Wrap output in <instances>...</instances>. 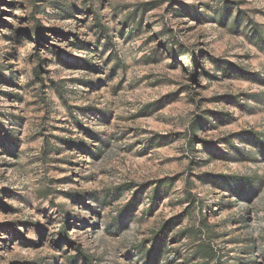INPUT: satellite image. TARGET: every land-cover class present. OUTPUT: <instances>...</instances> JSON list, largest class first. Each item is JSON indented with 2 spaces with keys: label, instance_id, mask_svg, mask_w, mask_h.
<instances>
[{
  "label": "rangeland",
  "instance_id": "374dc122",
  "mask_svg": "<svg viewBox=\"0 0 264 264\" xmlns=\"http://www.w3.org/2000/svg\"><path fill=\"white\" fill-rule=\"evenodd\" d=\"M0 264H264V0H0Z\"/></svg>",
  "mask_w": 264,
  "mask_h": 264
},
{
  "label": "trees",
  "instance_id": "16d2710c",
  "mask_svg": "<svg viewBox=\"0 0 264 264\" xmlns=\"http://www.w3.org/2000/svg\"><path fill=\"white\" fill-rule=\"evenodd\" d=\"M232 186V185H231ZM154 194H157V190H155V192H154ZM153 194V195H154ZM152 202H153V205H156V203L152 200ZM154 207V206H153ZM64 231H65V235H66V241L67 242H69L70 243V240H69V236H68V234L66 233V229L64 228ZM157 241L155 242V247L153 248V250L150 252L151 253V256L154 258L155 257V254H156V251H157V248L159 247L158 245V243H159V238H158V236L155 238ZM147 256V258H149V254L148 255H146Z\"/></svg>",
  "mask_w": 264,
  "mask_h": 264
},
{
  "label": "built area",
  "instance_id": "2783aa9c",
  "mask_svg": "<svg viewBox=\"0 0 264 264\" xmlns=\"http://www.w3.org/2000/svg\"><path fill=\"white\" fill-rule=\"evenodd\" d=\"M231 182V181H230ZM230 185H232L231 183H230Z\"/></svg>",
  "mask_w": 264,
  "mask_h": 264
}]
</instances>
